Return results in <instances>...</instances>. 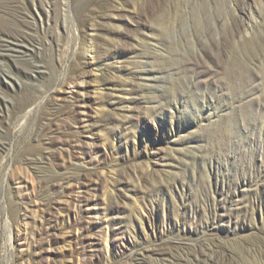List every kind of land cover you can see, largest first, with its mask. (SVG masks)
Returning <instances> with one entry per match:
<instances>
[{
    "label": "rangeland",
    "instance_id": "374dc122",
    "mask_svg": "<svg viewBox=\"0 0 264 264\" xmlns=\"http://www.w3.org/2000/svg\"><path fill=\"white\" fill-rule=\"evenodd\" d=\"M0 264H264V0H0Z\"/></svg>",
    "mask_w": 264,
    "mask_h": 264
},
{
    "label": "bare ground",
    "instance_id": "6f19581e",
    "mask_svg": "<svg viewBox=\"0 0 264 264\" xmlns=\"http://www.w3.org/2000/svg\"><path fill=\"white\" fill-rule=\"evenodd\" d=\"M13 52V51H12Z\"/></svg>",
    "mask_w": 264,
    "mask_h": 264
}]
</instances>
